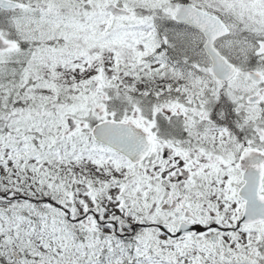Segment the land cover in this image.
Masks as SVG:
<instances>
[{
	"label": "snow or ice",
	"instance_id": "1",
	"mask_svg": "<svg viewBox=\"0 0 264 264\" xmlns=\"http://www.w3.org/2000/svg\"><path fill=\"white\" fill-rule=\"evenodd\" d=\"M0 264H264V0H0Z\"/></svg>",
	"mask_w": 264,
	"mask_h": 264
}]
</instances>
